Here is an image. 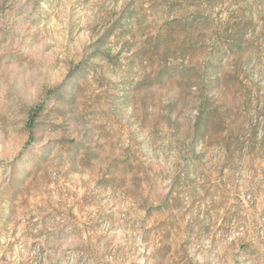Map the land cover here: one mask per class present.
<instances>
[{
    "label": "rangeland",
    "instance_id": "374dc122",
    "mask_svg": "<svg viewBox=\"0 0 264 264\" xmlns=\"http://www.w3.org/2000/svg\"><path fill=\"white\" fill-rule=\"evenodd\" d=\"M0 264H264V0H0Z\"/></svg>",
    "mask_w": 264,
    "mask_h": 264
},
{
    "label": "trees",
    "instance_id": "16d2710c",
    "mask_svg": "<svg viewBox=\"0 0 264 264\" xmlns=\"http://www.w3.org/2000/svg\"><path fill=\"white\" fill-rule=\"evenodd\" d=\"M238 45H230L229 46V49L230 50H236L238 47H237ZM235 48V49H234ZM39 111H40V109H36L33 113H32V115H33V117L35 116V115H38V113H39ZM34 119V118H33ZM211 121H213V117L212 116H210V113H201L200 115H198L197 116V121H196V130H202V129H204V128H206L207 126H208V124L211 122Z\"/></svg>",
    "mask_w": 264,
    "mask_h": 264
}]
</instances>
